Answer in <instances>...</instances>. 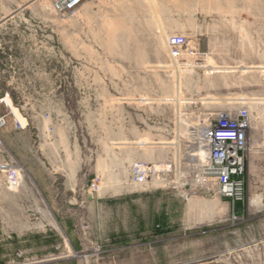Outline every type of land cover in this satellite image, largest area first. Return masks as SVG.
<instances>
[{
	"label": "rangeland",
	"instance_id": "1",
	"mask_svg": "<svg viewBox=\"0 0 264 264\" xmlns=\"http://www.w3.org/2000/svg\"><path fill=\"white\" fill-rule=\"evenodd\" d=\"M53 1L0 0L2 138L23 167L0 221L60 231L17 261L264 264L244 226L264 221V28L226 45L219 32L221 10L264 0H89L74 14ZM241 107L252 157L233 203L203 183L200 152L209 122Z\"/></svg>",
	"mask_w": 264,
	"mask_h": 264
},
{
	"label": "built area",
	"instance_id": "2",
	"mask_svg": "<svg viewBox=\"0 0 264 264\" xmlns=\"http://www.w3.org/2000/svg\"><path fill=\"white\" fill-rule=\"evenodd\" d=\"M89 0H54L57 11L76 13V10ZM183 36L176 35L170 43L171 53L178 56L185 44ZM252 114L249 107H241L235 113H219L210 121L201 142L200 158L203 169V183L209 191L231 199L233 203L242 200L246 189L247 156L249 151V130ZM7 115H0V190H17L23 183V167L7 149L2 132L7 127ZM92 186L97 188L96 183ZM233 220L238 217L233 215ZM23 258L24 253L19 252ZM7 264H32L29 259L11 260Z\"/></svg>",
	"mask_w": 264,
	"mask_h": 264
},
{
	"label": "crops",
	"instance_id": "3",
	"mask_svg": "<svg viewBox=\"0 0 264 264\" xmlns=\"http://www.w3.org/2000/svg\"><path fill=\"white\" fill-rule=\"evenodd\" d=\"M219 27L220 33H222V25L224 27V45H226L227 34H233L234 44L236 43V35L239 31L243 33H253L256 32L258 28H264V11L258 12L251 9L238 10L236 7L234 9L222 10L219 12ZM223 17V22H222ZM222 41L220 42L221 46ZM250 153L247 156V179L249 180V163H250ZM247 180V182H248ZM249 185V183H248ZM4 188L0 190V203L4 198H7L3 193ZM264 194V187L258 191ZM58 225L64 229V222L57 221ZM220 222V221H214ZM52 226V227H51ZM245 228L250 230L251 239H262L264 238V221H248L245 223ZM244 229V228H243ZM60 237V231L52 225L50 221H41L38 225L37 231H29L27 225L24 222L19 221H0V264H6L11 260H17L18 252L24 253V257L36 256L44 257L43 254V244H50L52 242L58 241ZM36 242V246L35 243ZM40 243L41 246H37ZM35 248L37 250H35ZM47 247L45 248L46 251ZM264 257V253L261 255Z\"/></svg>",
	"mask_w": 264,
	"mask_h": 264
},
{
	"label": "bare ground",
	"instance_id": "4",
	"mask_svg": "<svg viewBox=\"0 0 264 264\" xmlns=\"http://www.w3.org/2000/svg\"><path fill=\"white\" fill-rule=\"evenodd\" d=\"M77 12V11H76ZM7 102L9 103L8 99ZM10 108L12 109V113L14 114V116L18 119L19 117L17 116V114L15 113V111L13 110L11 104L9 103ZM250 148V147H249ZM197 153V152H196ZM200 156L202 157V159L204 158V153L200 152ZM70 246V245H69Z\"/></svg>",
	"mask_w": 264,
	"mask_h": 264
}]
</instances>
